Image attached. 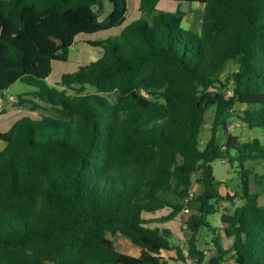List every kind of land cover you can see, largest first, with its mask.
<instances>
[{
    "label": "trees",
    "instance_id": "trees-1",
    "mask_svg": "<svg viewBox=\"0 0 264 264\" xmlns=\"http://www.w3.org/2000/svg\"><path fill=\"white\" fill-rule=\"evenodd\" d=\"M161 1L141 0L142 18L119 39L88 41L103 54L57 90L46 83L53 63L68 61L78 36L123 27L128 1L0 0V93L26 84L36 91L13 105L48 113L0 133V264H172L184 250L202 262L210 217L234 199L220 193L217 160L239 164L242 204L221 212L231 245L216 237L206 264H264V174L245 168L264 161V144L230 132L235 119L264 130V0H171L204 6L200 33ZM194 183L202 190L188 200ZM186 206L176 245L163 225ZM117 235L139 256L118 251Z\"/></svg>",
    "mask_w": 264,
    "mask_h": 264
},
{
    "label": "rangeland",
    "instance_id": "rangeland-1",
    "mask_svg": "<svg viewBox=\"0 0 264 264\" xmlns=\"http://www.w3.org/2000/svg\"><path fill=\"white\" fill-rule=\"evenodd\" d=\"M128 1V20L123 27L114 29L107 32H101L96 35H80L76 38L74 46L70 50L69 59L67 62H54L53 70L50 77L47 80V86L51 89L60 90V87L57 85L61 77L64 74L74 73L77 71L80 65L87 64L89 62L95 61L101 57L103 54V49L99 46H93L88 43V41H101L108 38H120L122 30L133 23L134 21L139 20V15L141 12L139 10V5L141 0H127ZM182 10L187 12V16L184 19L183 26L186 29L193 30L197 33H200L201 26L203 23L204 17V6L198 3H178L171 0H162L158 4V10L166 13H175L177 10ZM110 12V5L105 7V10L101 16V20H104ZM236 70V67L229 66L226 73ZM36 91L35 88L30 87L21 82H17L12 85L7 91L0 93V133L6 132L10 127L22 117H30L34 120L40 119L41 115L48 114L46 111H37L32 112L27 108L15 107L13 101L23 93H31ZM91 91L94 89L91 88ZM210 118L208 120V125L203 128L200 137V147L203 149L207 143L210 136V127H211ZM230 132L233 135H237L241 138L242 141L248 142L253 141L254 139H260L264 144V130L260 128L249 129L246 125L242 124L240 120L235 119L232 121L230 126ZM218 142L225 143L226 135L223 129H220L218 133ZM5 147V143L0 140V150ZM238 163H234L233 167L225 160H217L213 164L214 176L215 178L222 182L220 188V193L223 195L233 196V204H222L220 213L215 216L210 217V221L216 229V234L213 232L207 233V240L210 242L209 247L205 244L204 238L201 237L200 246L205 250L209 251L210 256L216 253L212 241L217 237L225 247L231 245V239L222 236V222H221V212L225 208H228L230 212H233L236 206L241 205L242 201L239 197L241 181H240V170L237 168ZM246 169H251L254 173L264 174V161H255L248 162L245 164ZM255 189V186L253 185ZM195 193L201 192L199 185L194 183ZM194 193V194H195ZM261 204H264V197L261 198ZM193 211V210H192ZM194 212V211H193ZM153 215H150L152 217ZM157 216V215H156ZM153 216V217H156ZM190 217V215H185L184 212L178 216L177 221L169 223L167 225L173 232V241L176 245L181 244L185 241V236L182 233V229H185V222ZM115 245L118 251L129 254L136 255L137 248L132 244V242L122 235H117L113 238ZM181 241V242H180ZM166 256L176 258L175 251H170L166 253ZM209 256V257H210ZM209 260V258L207 259ZM172 264H180V261ZM226 264H236L234 260L229 259Z\"/></svg>",
    "mask_w": 264,
    "mask_h": 264
},
{
    "label": "built area",
    "instance_id": "built-area-1",
    "mask_svg": "<svg viewBox=\"0 0 264 264\" xmlns=\"http://www.w3.org/2000/svg\"><path fill=\"white\" fill-rule=\"evenodd\" d=\"M194 197V193H191L190 195H189V197H188V200L190 199H192ZM184 214L187 216V215H192L193 214V211L189 208V207H185L184 208ZM183 255H184V258H183V260L181 261V264H206V260L209 258V256H210V253L207 251V250H205L204 251V259H203V261L201 262V261H199V260H197V259H193L190 255H189V253H188V251H186V250H184V252H183Z\"/></svg>",
    "mask_w": 264,
    "mask_h": 264
},
{
    "label": "crops",
    "instance_id": "crops-1",
    "mask_svg": "<svg viewBox=\"0 0 264 264\" xmlns=\"http://www.w3.org/2000/svg\"><path fill=\"white\" fill-rule=\"evenodd\" d=\"M141 2V1H140ZM140 6V5H139ZM142 15H139V18L141 17ZM220 143V142H219ZM220 144H223V143H220ZM200 187V186H199ZM201 188V187H200ZM202 189V188H201ZM195 190V189H194ZM196 191V190H195ZM195 193V192H194ZM200 193V192H199ZM159 215V214H158ZM116 246V245H115ZM135 248H137L136 250H137V252H136V255H134V256H139V254H140V248L139 247H135ZM209 252V251H208ZM180 264H181V261H180Z\"/></svg>",
    "mask_w": 264,
    "mask_h": 264
},
{
    "label": "water",
    "instance_id": "water-1",
    "mask_svg": "<svg viewBox=\"0 0 264 264\" xmlns=\"http://www.w3.org/2000/svg\"><path fill=\"white\" fill-rule=\"evenodd\" d=\"M60 44H62V41H60Z\"/></svg>",
    "mask_w": 264,
    "mask_h": 264
}]
</instances>
